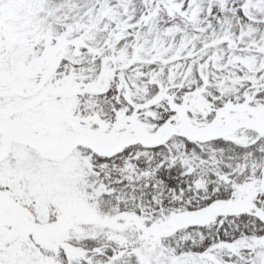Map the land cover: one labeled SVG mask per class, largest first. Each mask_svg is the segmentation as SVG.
<instances>
[{"label":"snow or ice","instance_id":"6c2138e0","mask_svg":"<svg viewBox=\"0 0 264 264\" xmlns=\"http://www.w3.org/2000/svg\"><path fill=\"white\" fill-rule=\"evenodd\" d=\"M0 264H264V0H0Z\"/></svg>","mask_w":264,"mask_h":264}]
</instances>
